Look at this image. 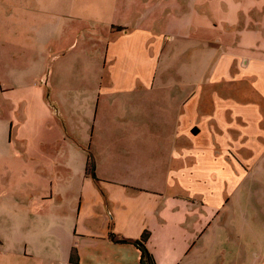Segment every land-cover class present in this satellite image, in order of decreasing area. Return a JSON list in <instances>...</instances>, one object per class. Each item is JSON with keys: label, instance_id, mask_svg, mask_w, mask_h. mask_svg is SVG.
Segmentation results:
<instances>
[{"label": "crops", "instance_id": "crops-1", "mask_svg": "<svg viewBox=\"0 0 264 264\" xmlns=\"http://www.w3.org/2000/svg\"><path fill=\"white\" fill-rule=\"evenodd\" d=\"M10 1L34 10L29 0ZM258 1L143 0L147 9L140 22L112 25L105 52L109 81L97 92L86 137L60 129L43 87L1 89L9 115L7 126H0V172L10 179L0 181V264H142V250L132 240L145 232L155 264H264V194L253 192L264 181L238 178L234 154L240 144L219 139H254L256 124L264 139V39L254 55L227 54L212 70L214 81L253 76V101L217 95L201 102L191 95L159 114L169 113L168 128L145 122L147 111L160 112L147 104L157 100L147 90L156 84L159 51L168 38L185 34L216 46L246 44L254 31L244 28L247 12L262 23L264 37V5L256 6ZM134 2L127 0L124 8H134ZM169 7L171 19L156 26L155 10ZM117 98L125 104L121 123L112 110ZM228 113L233 121L255 123V131L241 133L237 125L229 134ZM256 180L260 187L251 185ZM21 205L30 207L28 223ZM12 232L16 244H9ZM30 232L32 241L26 242ZM112 234L129 241L117 242ZM30 250L32 262H25Z\"/></svg>", "mask_w": 264, "mask_h": 264}, {"label": "rangeland", "instance_id": "rangeland-1", "mask_svg": "<svg viewBox=\"0 0 264 264\" xmlns=\"http://www.w3.org/2000/svg\"><path fill=\"white\" fill-rule=\"evenodd\" d=\"M28 2L34 10H22L10 0L0 5V93L1 89L24 84L43 87L47 102L55 111L60 129L65 134L74 132L86 137L90 129L88 121L94 112L97 92L101 83L109 81L107 69L109 61L105 57V52L113 35L112 25L116 26L118 22L124 24L140 22L139 17L146 12L147 8L142 9L143 0H136L134 3L137 6L130 9L124 8L127 0H119V2L29 0ZM66 2L68 4L74 2L75 8L71 5L64 7L67 5ZM245 2L248 4V0ZM260 4L264 5V0L255 3L256 6ZM154 7L157 6L154 5ZM218 9L219 7L215 10L217 19L222 17ZM155 11L159 14L155 22L156 26L161 25L162 21L171 19L170 7L166 11L158 9ZM163 12H166V20L162 19ZM248 15V12L244 15L246 18L244 28L250 31L253 27L254 31L249 40L245 41L246 44H243V41V43L236 41L225 47L221 44L216 46L209 41L188 37L185 34H174L171 39L168 38L165 49L159 51L160 61L156 84L153 90H147V93L153 96L152 98L157 99L147 100V104H155L156 111L160 110V112L152 116L147 111L146 124L168 128L166 117L168 118L169 113L159 114L162 110H169L170 106L176 104V100L187 99L191 95L199 97L201 102L210 101L211 97L216 99L217 95L236 97L241 103H248L256 98V86L254 77L251 75H244L236 81L211 79L212 70L221 61L223 63L225 55L229 54L228 57L231 59L241 54L254 55L258 41L261 38L264 39L262 23L255 22V17L250 18ZM229 29L234 30L226 26V30ZM221 70L223 74L224 66ZM108 102L110 101L106 102L108 106H111ZM124 105L121 98L114 100L112 110L117 123L123 120L122 114L125 111L121 108ZM200 106L206 107L204 103ZM0 109V126L4 125V129L7 126L9 109L3 106L1 97ZM261 114L264 115V110H261ZM149 117L155 119V122ZM226 119L224 124L231 135L236 133L234 130L237 125L241 133L249 127L255 131V123H246L241 119L233 121L230 115ZM256 127L258 128H256L254 139L247 137L232 139V137L221 136L219 139L226 142L225 145L240 144L241 148L237 154H234L237 157L238 178L264 181V171L261 166L263 165L261 149L264 147V139L260 137L262 134L258 133L259 125L256 124ZM249 144L253 145L254 149L247 151L246 146ZM6 179H10L6 172H0V181ZM258 181H252L251 185L258 187ZM260 190L264 194V188H254L253 192L256 193L254 195L260 194ZM12 197L16 201L15 191H12ZM22 210L28 223L32 219L30 207L22 208L21 205V212ZM11 211L15 214V219H18L19 211H15V205L11 207ZM31 233L24 236L26 242L32 241ZM17 235V232H12L11 235L3 236V238L7 237L9 244H16ZM32 255L34 256L31 250L27 251L24 261L32 262ZM7 260L10 261L11 258L7 257Z\"/></svg>", "mask_w": 264, "mask_h": 264}, {"label": "trees", "instance_id": "trees-1", "mask_svg": "<svg viewBox=\"0 0 264 264\" xmlns=\"http://www.w3.org/2000/svg\"><path fill=\"white\" fill-rule=\"evenodd\" d=\"M112 239L117 240V242H123V241H129L125 239H118L115 234L111 235ZM147 239H149V234L148 232L143 233L142 237L138 240H135L132 242L136 244L141 250H142V257H141V262L142 264H155L154 259L151 256V253L148 251V248L146 246Z\"/></svg>", "mask_w": 264, "mask_h": 264}]
</instances>
